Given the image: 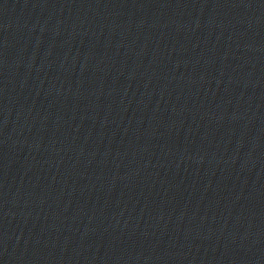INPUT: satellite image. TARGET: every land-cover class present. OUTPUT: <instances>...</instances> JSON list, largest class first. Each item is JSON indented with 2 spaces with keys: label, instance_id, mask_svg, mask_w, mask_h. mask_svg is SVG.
Returning <instances> with one entry per match:
<instances>
[{
  "label": "water",
  "instance_id": "obj_1",
  "mask_svg": "<svg viewBox=\"0 0 264 264\" xmlns=\"http://www.w3.org/2000/svg\"><path fill=\"white\" fill-rule=\"evenodd\" d=\"M0 264H264V0H0Z\"/></svg>",
  "mask_w": 264,
  "mask_h": 264
}]
</instances>
